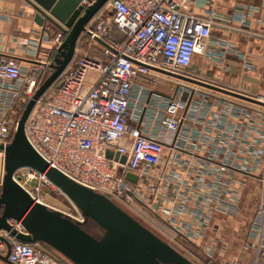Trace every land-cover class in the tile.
I'll use <instances>...</instances> for the list:
<instances>
[{
  "label": "built area",
  "instance_id": "obj_1",
  "mask_svg": "<svg viewBox=\"0 0 264 264\" xmlns=\"http://www.w3.org/2000/svg\"><path fill=\"white\" fill-rule=\"evenodd\" d=\"M95 1L80 4L86 9ZM227 24L208 0H109L83 33L105 59L76 52L58 86L37 101L25 131L49 166L113 200L145 206L189 242L207 238L218 216L238 214L248 178L260 180L263 200L244 244L254 254L225 264H264V104L244 103L188 80L208 82L191 66L197 54L214 56L213 31ZM48 28L40 25V38L23 43L24 55L0 50V143L5 146L67 36ZM112 28L118 38L111 36ZM42 41L51 44L47 51ZM245 95L264 102V96ZM15 178L36 201L50 206L42 189L58 188L45 174L23 167ZM74 207L75 214L66 213L83 222ZM2 237L11 243L9 253ZM215 247H207L210 256ZM0 264L58 263L40 243L1 231Z\"/></svg>",
  "mask_w": 264,
  "mask_h": 264
},
{
  "label": "water",
  "instance_id": "obj_2",
  "mask_svg": "<svg viewBox=\"0 0 264 264\" xmlns=\"http://www.w3.org/2000/svg\"><path fill=\"white\" fill-rule=\"evenodd\" d=\"M34 1L37 3L34 4L37 22L40 25L54 24L66 31L67 36L53 57L51 73L24 107L12 141L6 146L0 143L4 156V171L0 180V232L7 231L27 243H46L74 264H195L110 197L49 166L29 142L25 131L29 115L37 101L71 64L81 35L109 0H96L86 9L80 4L81 0ZM188 80L264 104L248 95L209 82ZM112 154V151H108V155ZM125 159L123 156L122 161ZM23 167L45 174L78 207L85 220L77 221L58 208L36 201L15 178L16 172ZM126 177L134 181L137 179L132 173H127ZM89 222L99 227L100 235L86 227ZM2 238L7 243L9 253L11 243ZM8 253L3 256L5 260Z\"/></svg>",
  "mask_w": 264,
  "mask_h": 264
},
{
  "label": "crops",
  "instance_id": "obj_3",
  "mask_svg": "<svg viewBox=\"0 0 264 264\" xmlns=\"http://www.w3.org/2000/svg\"><path fill=\"white\" fill-rule=\"evenodd\" d=\"M208 1L216 14L228 20V24L226 27H215L213 40L209 45L214 56L206 58L197 54L191 66L192 71L197 77L208 82L244 94L264 96V0ZM34 4H37L34 0H0V50L5 52L14 50L15 53L24 55L23 43L40 38L41 29L36 20L37 10ZM47 24L50 32L61 30L54 24ZM111 36L118 38L120 32L115 29L111 32ZM217 40H224L232 46L224 47L217 44ZM50 45L42 41L44 51H47ZM85 53L98 61L105 59L101 48L91 44L89 48L78 47L77 54ZM216 91L244 103L250 102L219 89ZM3 158V153L0 152V180L3 174ZM257 181L263 187V183L260 180ZM262 200L263 192L245 231L243 243L248 239L251 222L260 210ZM244 252L245 254L241 257L244 261L250 260L254 254L251 250ZM60 255L66 258L63 254L60 253ZM3 256L5 255H2V259H4Z\"/></svg>",
  "mask_w": 264,
  "mask_h": 264
},
{
  "label": "rangeland",
  "instance_id": "obj_4",
  "mask_svg": "<svg viewBox=\"0 0 264 264\" xmlns=\"http://www.w3.org/2000/svg\"><path fill=\"white\" fill-rule=\"evenodd\" d=\"M113 30L115 29L112 28L111 32ZM50 73L51 71L48 75ZM89 74L92 75L93 72L90 70ZM0 152L3 153L2 151ZM262 192V185L254 178H248L239 213L233 217L218 216L212 223L208 237L196 242H189L182 238L170 228L163 218L148 210L145 206L112 200L195 264H225L227 260L233 258L241 259L245 254V242L243 243L245 231L249 226ZM41 195L50 206L75 214V204L60 190L43 188ZM86 227L95 232L96 235L101 233L99 227L93 222H89ZM42 246L58 264H72L60 253L48 247L47 244ZM208 246H216L214 256L208 254Z\"/></svg>",
  "mask_w": 264,
  "mask_h": 264
},
{
  "label": "trees",
  "instance_id": "obj_5",
  "mask_svg": "<svg viewBox=\"0 0 264 264\" xmlns=\"http://www.w3.org/2000/svg\"><path fill=\"white\" fill-rule=\"evenodd\" d=\"M90 46V42H89V38L85 35V34H82L80 39H79V43H78V47H82V48H89ZM48 76V74H44L41 78H40V82H43L46 77ZM58 86V83H56L52 88H55ZM24 108H22L20 110V114H22V111H23ZM93 232V231H92ZM95 233V232H94ZM101 234V233H100ZM44 245V244H41V246ZM43 247V246H42ZM50 247V246H48ZM51 248V247H50ZM53 249V248H52Z\"/></svg>",
  "mask_w": 264,
  "mask_h": 264
}]
</instances>
